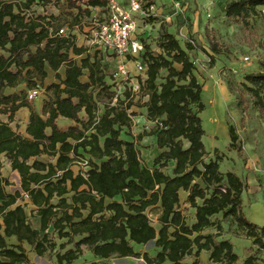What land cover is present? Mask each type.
Here are the masks:
<instances>
[{"label": "trees", "instance_id": "16d2710c", "mask_svg": "<svg viewBox=\"0 0 264 264\" xmlns=\"http://www.w3.org/2000/svg\"><path fill=\"white\" fill-rule=\"evenodd\" d=\"M58 1L0 0V117H8V121L0 118V155L5 154L21 177V189L9 192L10 182L0 173V264L29 263L24 243L39 256L55 251L58 244L50 236L51 227L59 238H68L59 245L64 250L56 254L59 264L79 259L82 246L102 259L135 257L146 264H186L185 258L193 256V264H200L201 252L206 250L213 262L236 264L239 255L233 243L218 240L223 226L212 217L220 213L257 246L243 264H264L259 256L264 249V226L243 212L245 184L235 172L221 170L220 156L208 157L203 141L201 113L206 105L195 74V41L183 47L162 26L159 50L144 44L141 58L147 72L141 92L148 96L147 118L156 124L150 132L135 136L130 112L134 99L127 91L124 98L117 97L109 82L103 53L110 51L79 45L73 31L59 35L60 14L35 12L36 5L46 7ZM68 2L70 9L78 8L77 22L72 24L77 28L83 24L80 13L87 11L91 21L92 9L106 5L105 0ZM258 7H264V0H231L225 12L228 18L243 19ZM211 49L221 52L213 43ZM47 67L58 82L46 87L50 99L38 112L27 99V89L44 83ZM84 75L88 80H82ZM245 79V88L264 112V72L247 74ZM22 83L27 88L19 94L6 93ZM24 106L31 112L27 136L11 126ZM60 116L77 124L63 129L57 124ZM150 134L156 135L160 149L151 167L144 164L139 148ZM229 135L236 146L239 134L233 124H229ZM85 153L90 156V169L86 175L75 174L71 154ZM42 155L56 162L39 159ZM181 190L188 192L186 202L195 208L192 224L181 206ZM25 194L36 207L31 215L21 203ZM149 209L159 211L160 227L152 224ZM211 226L218 232L205 233ZM11 237L17 243H10ZM151 240L158 248L154 256L135 250L134 244Z\"/></svg>", "mask_w": 264, "mask_h": 264}, {"label": "rangeland", "instance_id": "374dc122", "mask_svg": "<svg viewBox=\"0 0 264 264\" xmlns=\"http://www.w3.org/2000/svg\"><path fill=\"white\" fill-rule=\"evenodd\" d=\"M230 1L185 0L184 4L181 3L182 6L176 14L177 29L183 47L191 40H194L196 44L195 74L202 84V98L206 105L205 110L201 113V118L205 130L203 141L210 154L208 157L220 156L222 158L221 170L223 172L233 171L240 176L245 184L242 194L243 212L250 221L264 226V112L257 106L253 94L245 88L247 74L264 72V7H258L255 12H250L243 19H231L226 16L225 12ZM68 3V0H59L46 7L36 5L35 12L37 14H60V21L57 24L67 25L69 32L73 31L76 34L77 43L87 46L84 26L89 24V14L87 11L80 13L82 26L80 28L72 27V24L77 22L75 14L78 13V8L70 9ZM78 4H82V8L86 6L83 1H78ZM155 18L160 17L155 15L147 19L138 15L136 37L158 51L157 42L161 34L160 28L154 25L147 27V23L157 20ZM194 19L202 22L201 32L192 33ZM78 21L80 23L79 18ZM183 22L188 25L189 35H182L180 32ZM212 43L218 45L220 53L212 51ZM103 54H105V64L111 77L109 82L114 84L113 90L116 92V96L125 97L126 91L132 95L128 81L120 80L117 83L113 81L112 73L118 68L115 55L112 52ZM210 54L214 56V60L211 59ZM247 56L250 57L249 60L245 59ZM128 63L133 76H136L131 58ZM43 95H46L45 90H43ZM262 95L264 96V90ZM137 96L140 97L137 102L141 105L143 92L134 94L133 99H136ZM39 100L35 101L37 105ZM1 117L6 120V116ZM24 123L25 117L22 113L16 116V120L12 124L17 131H22ZM229 124H233L239 134V142L236 146L231 145ZM143 126L145 127L144 123L140 122L139 124L138 122L135 128H132V134H138ZM124 131L126 132V129ZM123 137H129V135L123 133ZM143 142L147 145L142 148L149 150L150 137L147 136ZM216 149L218 153H215ZM142 157L147 158L146 151L142 152ZM0 173L10 182L7 186L9 192L20 189V181L5 159L0 161ZM21 203L26 204L25 200ZM27 207L28 204H26V209ZM186 217L190 220L191 214L187 212ZM150 219L153 224L158 226L156 216L152 211ZM228 220L229 224H226V227L230 232L239 236V238L231 237L235 252L241 256L255 253L256 246L251 247L252 239L234 227L235 223L232 219ZM53 238L55 240L59 237L53 235ZM9 242L13 243L14 241L9 239ZM60 243L61 241L57 240V249L42 258L35 256L36 253L31 246H27V252L34 257V264H50L52 261L56 263L57 252L64 251L59 247ZM137 250L141 253L148 252L154 256L158 248L155 242H151L137 246ZM259 255L264 260V249L259 252ZM86 256L87 254L85 255L83 250L80 258L72 264L94 262L96 264H146L142 258L112 257L107 260L92 261L90 257ZM193 260V257H187V264H192ZM202 264H211V262L205 260Z\"/></svg>", "mask_w": 264, "mask_h": 264}, {"label": "crops", "instance_id": "0c3cea01", "mask_svg": "<svg viewBox=\"0 0 264 264\" xmlns=\"http://www.w3.org/2000/svg\"><path fill=\"white\" fill-rule=\"evenodd\" d=\"M185 0H171L170 2L168 0H154V1H150L149 0V4H148V7H147V10L149 12V15L148 17H146L147 19H149V17H152V16H155L157 15L158 17L160 18H155L157 20H154L152 21L151 23H147V27H149L150 25H154V26H157L158 28H160V31H162V26L165 27V29H167L169 32L173 33L176 35V37L179 39L180 36L178 34V29H177V17H176V14L178 13V9L180 8L181 3L184 4ZM185 7V6H184ZM167 24H166V23ZM165 23V24H164ZM193 26H192V33H197V32H201L202 31V22L198 21V20H193ZM168 25V27H167ZM180 32L182 35H189V28H188V25H185V22H183V24L180 26ZM201 37V35H200ZM116 58V57H115ZM117 59V62L119 64V62L121 61L120 58H116ZM47 72H48V76L46 78V80L44 81V83H39L42 85V87L44 86V90L46 91V95H43V93L36 99H40L38 105L36 104V100H33V101H29L32 106L34 107V109L38 112H42L43 110V107H44V104L46 101H48L50 99V95L51 93L48 92L46 90V87L51 84L52 82H58V80L55 78V72L50 68V67H47ZM59 72L64 75V72H65V68L64 67H61V69L59 70ZM82 80L83 81H86L88 80V77L87 75H84L82 77ZM37 83V84H38ZM26 84L25 83H22L21 85H19L18 87H15V88H7L6 89V93L7 94H12V93H20L23 89H26ZM30 89H27V93ZM134 94H132V97H133ZM118 97V95H117ZM121 98H124L123 96H120ZM140 97L137 96L136 99H134V104L132 105L131 109H130V112H132V120H133V125H132V128H135V126L138 124H140V122L144 123L145 124V127L143 126L141 128V130L138 132V134H134L135 136L136 135H139V134H143L145 132H150L153 127L155 126L156 122H153L151 120H149L147 118V109L146 107L144 106V104L146 103V101L148 100V96L146 95H143V97L141 98L142 101H141V105L138 104V100ZM114 102H116V98L114 99ZM138 110H141L140 112ZM24 115L25 117V123L23 124V130L22 131H19L21 132L22 134H24L25 136H27V133H26V129H27V126H28V123H29V119H30V109L28 107H21L15 114V119L13 122H15L16 120V116L18 114H22ZM2 116H6V115H2ZM48 115L45 116V118H47ZM1 120L2 117H0ZM3 121H8V117L6 116V120H3ZM12 122V123H13ZM11 123V126L16 130V128L13 126V124ZM57 124L63 128V129H67L69 128L70 126H73V125H76L77 123L69 118H66V117H62L60 116L58 119H57ZM47 132L49 133L50 132V128L47 129ZM147 136L150 137L151 139V146L149 147V150H144L142 147H146V143L143 142ZM125 138H128V137H125ZM156 135H145L144 138L140 141L139 143V148H140V151H141V157H142V152L143 151H146V155H147V158H143L142 157V160L144 162V164L148 165V166H152L153 165V161H154V158L160 153V149L158 148L157 146V140H156ZM72 157H74V161L71 165V169L74 171L75 174H79V173H82L83 175H86V172L90 169V166L88 167H84L82 166L81 164L78 163V157L79 156H75L74 154H71ZM80 156H83V157H86V158H90V156L85 153L84 155H80ZM2 159L6 160L7 161V164L11 167V163L10 161L7 159V157L5 156V154H1L0 155V161H2ZM39 159L41 160H44V161H52L53 163L56 162V158H50L49 156L47 155H42L39 157ZM12 169V167H11ZM12 171L15 173V175L17 176L18 180L20 181V189H21V177L19 175V173L15 170L12 169ZM2 175V174H1ZM187 195H188V192L184 191V190H181L180 191V198H181V206L182 208L185 210L184 213L186 214L187 212H189L191 214V218L190 220L187 219L188 223L189 224H192L195 222V208L191 207L189 205V203L186 202V199H187ZM118 200H120L119 197H117ZM25 203L28 204V207L26 209L28 215H31V211L33 209H35L36 207L30 202V199L29 197H25ZM152 213L156 216V219H157V222H158V226H156L155 224H153L155 227H160V224H159V220H158V217H159V211L158 210H151L149 209L148 210V214H149V217H150V213ZM155 212V213H154ZM212 219L214 221H216L217 223L220 222L223 226V231L221 233V235L218 237V240H223V239H227V240H232L231 237H238V235H235L233 234L232 232H230V230L226 227V224H229V218L228 219H225L223 217V215L220 213V214H217L215 216L212 217ZM234 227H237V225L235 224ZM50 231V236L53 237V235L57 236V233L55 232L54 228L51 227L49 229ZM218 230L216 228V226H211L209 227L208 229L205 230V233H217ZM79 237H76V240L78 239ZM10 239H12V241H14L13 243H17V239L15 237H11ZM56 242L57 240L61 241V243H64V242H67L68 241V238H56L55 239ZM154 241V240H153ZM155 242V241H154ZM60 243V244H61ZM151 242H148L147 244H149ZM24 246L26 249L27 246H30L29 244L27 243H24ZM137 246H139V244H134V248L136 251L137 250ZM72 247V244L68 245V248ZM251 247H255V245L253 244V241H252V245ZM250 247V248H251ZM257 248V246H256ZM255 248V250H257ZM82 249L85 251V255L87 254L86 257H90V259L92 261H99V260H107V259H102L100 257H97L95 256L92 251L86 247V246H82ZM86 249V250H85ZM235 250V249H234ZM140 252V251H139ZM238 254V253H237ZM252 254V253H250ZM239 255V260L236 264H243L244 260L250 255ZM28 256H29V259H30V262L29 263H18V264H34V257L28 253ZM37 258H42V256H39V255H35ZM209 256H210V252L209 251H206V250H203L201 252V255H200V264H202L205 260L206 261H210L211 264H220V263H216V262H213L209 259ZM260 256V255H259ZM189 257V256H187ZM187 257L185 258V263L187 264ZM190 257H193V256H190ZM80 258V257H79ZM127 258H135V257H127ZM194 259V257H193ZM57 260V259H56ZM194 261V260H193ZM50 264H59L57 261L56 263H54L53 261L50 262ZM193 264V262H192Z\"/></svg>", "mask_w": 264, "mask_h": 264}, {"label": "built area", "instance_id": "2783aa9c", "mask_svg": "<svg viewBox=\"0 0 264 264\" xmlns=\"http://www.w3.org/2000/svg\"><path fill=\"white\" fill-rule=\"evenodd\" d=\"M104 7H96L89 24L84 26V37L87 46L92 49L107 50L116 58H120L118 68L112 73L113 81L126 80L129 82L132 94L142 90V83L146 78L147 65L141 58L145 50L144 42L136 37L138 23L137 16L148 17L149 0H105ZM147 5L146 9L145 6ZM59 35L68 36V26H63ZM193 42V40H191ZM131 61L136 72L133 76L128 60ZM249 60L250 57L245 58ZM43 87L37 84L27 93L29 101L36 100L42 93ZM78 163L84 167L90 166L89 159L78 157ZM25 197H29L25 194Z\"/></svg>", "mask_w": 264, "mask_h": 264}, {"label": "water", "instance_id": "95a60500", "mask_svg": "<svg viewBox=\"0 0 264 264\" xmlns=\"http://www.w3.org/2000/svg\"><path fill=\"white\" fill-rule=\"evenodd\" d=\"M149 242H154L153 240L149 241Z\"/></svg>", "mask_w": 264, "mask_h": 264}]
</instances>
